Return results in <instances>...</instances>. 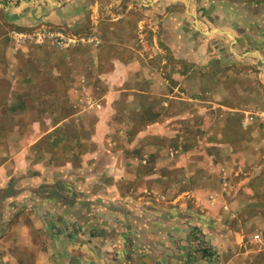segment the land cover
Wrapping results in <instances>:
<instances>
[{
	"label": "rangeland",
	"instance_id": "374dc122",
	"mask_svg": "<svg viewBox=\"0 0 264 264\" xmlns=\"http://www.w3.org/2000/svg\"><path fill=\"white\" fill-rule=\"evenodd\" d=\"M2 21L0 43L10 53L0 72L9 69L11 79L0 78V145L24 137L28 150L78 163L98 149L91 137L111 135L114 151L149 153L145 163L133 160L135 175L126 179L134 180H124L135 189L148 184L156 164L174 186H193L204 176L198 165L218 148L251 172L226 179L232 193L264 174V112L257 111L264 109V0H0ZM146 71L150 80L133 78ZM119 87L142 92L118 94ZM164 119L174 125L170 133L146 128ZM110 120L114 127L104 125ZM188 150L197 161L176 166ZM258 178L255 187L264 188V175ZM35 179L0 187V227L31 183L67 198L63 183ZM257 233L263 241L264 231L251 229V237Z\"/></svg>",
	"mask_w": 264,
	"mask_h": 264
},
{
	"label": "crops",
	"instance_id": "0c3cea01",
	"mask_svg": "<svg viewBox=\"0 0 264 264\" xmlns=\"http://www.w3.org/2000/svg\"><path fill=\"white\" fill-rule=\"evenodd\" d=\"M9 50V44L0 43V62L3 55L9 56ZM0 78L11 79L9 69L0 72ZM133 78L151 79L147 71ZM114 91L142 92L121 87ZM257 111L263 113L264 109ZM107 124L114 127L115 123L110 120ZM173 126L170 119H164L149 122L146 128L165 134ZM91 140L98 149L80 154L75 163L53 152L28 150L24 137L18 145L9 137L2 138L0 187L14 178L36 177V184L63 183L62 191L67 193V198H56L31 183L29 193H23L17 202L19 210L7 215L0 227L3 264H264V240L251 237V229L264 231V188L254 184H259L258 176L263 173L258 172L249 186L243 185V193H232L235 185L226 179L251 172L233 163V152L222 155L218 148L217 153L206 152L210 162L198 165L204 176L193 186H174L156 164L145 176L148 184L135 189V183L126 185L124 180L135 175L133 160L145 163L149 153H140L139 159L122 148L114 151L108 145L115 144L116 138L107 134ZM225 144L230 146L228 141ZM191 152L181 151L173 159L175 165L197 161ZM237 154L245 159L242 153ZM255 207L260 211H253ZM46 210L49 216L42 215ZM55 212H60L61 218L54 217Z\"/></svg>",
	"mask_w": 264,
	"mask_h": 264
},
{
	"label": "built area",
	"instance_id": "2783aa9c",
	"mask_svg": "<svg viewBox=\"0 0 264 264\" xmlns=\"http://www.w3.org/2000/svg\"><path fill=\"white\" fill-rule=\"evenodd\" d=\"M256 239H261L263 238L262 234L260 233H257L255 236H254Z\"/></svg>",
	"mask_w": 264,
	"mask_h": 264
},
{
	"label": "trees",
	"instance_id": "16d2710c",
	"mask_svg": "<svg viewBox=\"0 0 264 264\" xmlns=\"http://www.w3.org/2000/svg\"><path fill=\"white\" fill-rule=\"evenodd\" d=\"M43 186H49V185H43ZM52 186L54 187V185H52ZM52 186H51V187H52Z\"/></svg>",
	"mask_w": 264,
	"mask_h": 264
}]
</instances>
